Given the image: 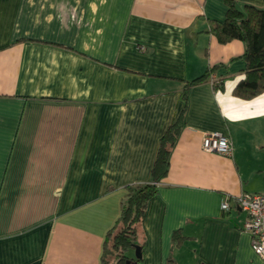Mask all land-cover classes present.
I'll return each instance as SVG.
<instances>
[{"label": "crops", "instance_id": "1", "mask_svg": "<svg viewBox=\"0 0 264 264\" xmlns=\"http://www.w3.org/2000/svg\"><path fill=\"white\" fill-rule=\"evenodd\" d=\"M225 13V0H0V264H100L126 188L151 183L184 85L214 66L187 91L136 228L138 264H264L234 199L263 191L264 91L233 94L244 45L210 33ZM210 132L231 155L202 150Z\"/></svg>", "mask_w": 264, "mask_h": 264}, {"label": "trees", "instance_id": "2", "mask_svg": "<svg viewBox=\"0 0 264 264\" xmlns=\"http://www.w3.org/2000/svg\"><path fill=\"white\" fill-rule=\"evenodd\" d=\"M226 13L222 22H212L210 33L217 42L226 44L239 40L244 45V53L240 56L245 65V79L239 82L233 94L242 99H251L264 91V9L251 5L238 6L233 0H225ZM219 66L207 70L202 76L186 82L182 92L183 109L176 121L163 133L159 148L151 168V183L133 184L126 188V195L121 202L120 216L116 225L108 231L103 245L100 264H108L107 257L112 255L115 264L126 261L138 264L142 261L140 248L139 259L129 256L136 246V228L142 221L149 200L156 193L155 184L165 177L169 167V156L184 124L183 110L186 105L187 91L193 85L206 81L209 75ZM215 89L221 90L222 84ZM177 232L173 238L176 239Z\"/></svg>", "mask_w": 264, "mask_h": 264}, {"label": "built area", "instance_id": "3", "mask_svg": "<svg viewBox=\"0 0 264 264\" xmlns=\"http://www.w3.org/2000/svg\"><path fill=\"white\" fill-rule=\"evenodd\" d=\"M201 148L205 152H213L224 156L231 155L232 146L230 140L217 132L204 133ZM230 199L226 197L221 210L230 209ZM237 207L245 214L241 230L251 237V248L255 255L264 259V186L260 193H242L235 198Z\"/></svg>", "mask_w": 264, "mask_h": 264}, {"label": "water", "instance_id": "4", "mask_svg": "<svg viewBox=\"0 0 264 264\" xmlns=\"http://www.w3.org/2000/svg\"><path fill=\"white\" fill-rule=\"evenodd\" d=\"M133 248H134V255H135V258H136V259H139V258L141 257V255H140V253H139V251H140L139 246H134ZM125 264H136V263H134V262L131 263L130 261H126Z\"/></svg>", "mask_w": 264, "mask_h": 264}, {"label": "rangeland", "instance_id": "5", "mask_svg": "<svg viewBox=\"0 0 264 264\" xmlns=\"http://www.w3.org/2000/svg\"><path fill=\"white\" fill-rule=\"evenodd\" d=\"M107 261H108V264H115L112 255H110V256L107 257Z\"/></svg>", "mask_w": 264, "mask_h": 264}]
</instances>
